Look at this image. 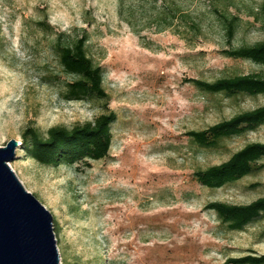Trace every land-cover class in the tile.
<instances>
[{
  "label": "rangeland",
  "instance_id": "1",
  "mask_svg": "<svg viewBox=\"0 0 264 264\" xmlns=\"http://www.w3.org/2000/svg\"><path fill=\"white\" fill-rule=\"evenodd\" d=\"M263 3L0 0V146L21 142L11 167L53 214L63 264H234L264 254V219L234 231L206 207L264 196V169L220 189L195 176L264 142V125L217 148L187 135L264 105V96L228 98L188 82L264 73L262 65L223 53L230 45L213 12L216 6L240 17L234 46L255 44L264 41ZM169 7L181 10L171 24L164 20ZM61 34L67 43L88 36L89 54L104 71L108 110L117 113L110 154L91 168L42 165L22 144L29 126L46 136L53 126L72 128L108 111L105 99L65 98L76 77L60 62Z\"/></svg>",
  "mask_w": 264,
  "mask_h": 264
},
{
  "label": "trees",
  "instance_id": "2",
  "mask_svg": "<svg viewBox=\"0 0 264 264\" xmlns=\"http://www.w3.org/2000/svg\"><path fill=\"white\" fill-rule=\"evenodd\" d=\"M168 11L171 17L166 15L164 20L171 24L181 10L179 7H169ZM213 12L221 23L226 41L230 45L223 50V53L235 59L250 60L264 66V41L234 46L233 41L240 26V17L222 11L216 6H213ZM260 14L264 21V3L260 8ZM181 15L185 20L190 16L186 13ZM192 25L197 30L201 29L199 22L193 20ZM88 41L86 34L72 43L64 41L62 34L57 38L60 62L67 73L76 77L74 81L68 83L64 96L69 101L105 99L108 110L109 94L104 86V71L90 56ZM188 82L193 83L204 93L221 94L228 98L242 95L264 96V73L259 72L222 77L213 82L190 78ZM116 119L117 113L108 110L94 121L77 124L72 128L62 125L53 126L46 136L38 128L29 126L22 133V144L28 156L42 165L65 164L91 168L93 161L104 159L110 154L113 142L112 123ZM262 125H264V105L237 113L232 118L206 129L188 131L187 135L202 148H217L224 139L255 131ZM263 160L264 142H253L234 153L228 160L196 171L195 176L203 186L220 189L264 169ZM206 207L215 212L222 224L234 231H242L264 219V196L247 204L212 201ZM230 263L264 264V254L234 258Z\"/></svg>",
  "mask_w": 264,
  "mask_h": 264
},
{
  "label": "water",
  "instance_id": "3",
  "mask_svg": "<svg viewBox=\"0 0 264 264\" xmlns=\"http://www.w3.org/2000/svg\"><path fill=\"white\" fill-rule=\"evenodd\" d=\"M20 145L0 146V264H63L53 214L11 167Z\"/></svg>",
  "mask_w": 264,
  "mask_h": 264
},
{
  "label": "bare ground",
  "instance_id": "4",
  "mask_svg": "<svg viewBox=\"0 0 264 264\" xmlns=\"http://www.w3.org/2000/svg\"><path fill=\"white\" fill-rule=\"evenodd\" d=\"M21 143V142H20Z\"/></svg>",
  "mask_w": 264,
  "mask_h": 264
}]
</instances>
